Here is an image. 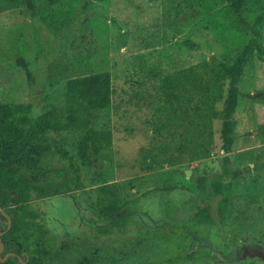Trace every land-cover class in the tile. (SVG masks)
<instances>
[{
    "label": "rangeland",
    "instance_id": "rangeland-1",
    "mask_svg": "<svg viewBox=\"0 0 264 264\" xmlns=\"http://www.w3.org/2000/svg\"><path fill=\"white\" fill-rule=\"evenodd\" d=\"M33 2L31 10L24 0H0V100L30 103L33 116L54 109L63 116L66 80L50 77L67 61L69 76L110 71L114 88L112 106L93 121L91 135L61 133L84 187L33 201L50 231L46 263L178 264L150 262L148 246L161 248L148 234H175L201 208L218 224L215 236L232 244L205 246L206 252L241 256L235 239L242 250L264 249V55L244 67L228 154L221 136L228 85L208 98L191 99L187 91L177 99L165 83L190 66L210 71L231 64L252 37L245 21L264 16V0H247L241 12L224 0ZM260 33L264 45V21ZM103 129L111 130L113 142L96 150L92 142ZM202 176L205 191L198 185ZM215 180L230 188L211 195ZM188 243L204 246L196 238ZM240 261L232 264H264L257 257Z\"/></svg>",
    "mask_w": 264,
    "mask_h": 264
},
{
    "label": "trees",
    "instance_id": "trees-1",
    "mask_svg": "<svg viewBox=\"0 0 264 264\" xmlns=\"http://www.w3.org/2000/svg\"><path fill=\"white\" fill-rule=\"evenodd\" d=\"M224 1L236 12H241L247 0ZM24 2L28 8L34 9L33 0ZM263 21L264 16L257 17L253 23L245 21L252 37L231 64L224 63L218 69L210 71L205 68V71H200L197 66H190L165 79L167 89L173 92L177 99H181V95H185L187 91L191 92V99L197 94L208 98L209 93L214 95L217 90L228 85L221 113L222 148L226 154L232 151L235 143L234 113L244 67L254 55H264V45L260 40V25ZM70 63L67 61L55 65L52 69L55 72L50 77L52 82L66 80L63 116H60L56 109L33 116L30 103H4L0 100V207L9 215L11 221L9 225V218L0 211V233H3L0 236V245L4 244L0 264H22L21 260L25 264H47L45 254L50 231L44 214L36 208L33 201L59 195L64 190L74 191L84 187L80 167L75 156L66 150L61 133L78 131L91 135L90 126L93 121L101 111L112 106L114 88L110 71L69 76L67 71L70 69ZM17 64L25 70L29 83H33V73L25 58L19 57ZM155 130L160 133L161 126H156ZM96 138L97 140L92 142L96 150L112 145L111 130H100ZM224 161V172H228L227 155ZM205 180V176L198 178V185L204 191ZM229 188L230 183L215 180L212 182L210 194L220 195ZM1 220H4L5 224ZM216 229V221L206 208H201L186 221L185 226L174 228L178 231L175 234H148L152 241L157 239L161 248L160 251L155 250L158 244L148 246L153 251L148 255V259L154 263L156 259H161L176 261L178 264L241 262L240 256L235 254L225 255L224 259H220L212 249L208 252L204 250L205 246L219 244V247L228 249L232 245L231 241L222 242L221 238L216 237ZM195 238L204 244L201 250L192 249V245L188 243ZM162 240L170 242V250L163 246ZM235 240V247L243 252L241 242ZM7 255L9 256L6 257ZM139 256L141 257V254ZM83 262L90 264L85 259Z\"/></svg>",
    "mask_w": 264,
    "mask_h": 264
},
{
    "label": "water",
    "instance_id": "water-1",
    "mask_svg": "<svg viewBox=\"0 0 264 264\" xmlns=\"http://www.w3.org/2000/svg\"><path fill=\"white\" fill-rule=\"evenodd\" d=\"M262 93H256L254 94V97H258L260 96ZM186 176H189V172L186 171ZM0 211L5 215L7 216V218H9V225L11 224V221H10V217L9 215H7L5 212H4V209L0 207ZM3 234V233H0V235ZM4 249V244L1 243L0 245V256H1V252L3 251ZM212 251L220 258V259H224V256L216 251L215 249H212ZM9 255H7L6 257H8ZM247 257H251V258H255V257H258L260 259H262L264 261V250L263 249H260V248H251V247H244L243 249V252L240 256V259H245ZM4 260V259H3ZM22 264H25V262L23 260H21Z\"/></svg>",
    "mask_w": 264,
    "mask_h": 264
}]
</instances>
